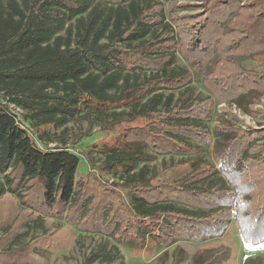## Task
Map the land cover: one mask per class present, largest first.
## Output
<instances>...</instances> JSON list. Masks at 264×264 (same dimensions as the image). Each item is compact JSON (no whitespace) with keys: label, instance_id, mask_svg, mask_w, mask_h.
<instances>
[{"label":"trees","instance_id":"obj_1","mask_svg":"<svg viewBox=\"0 0 264 264\" xmlns=\"http://www.w3.org/2000/svg\"><path fill=\"white\" fill-rule=\"evenodd\" d=\"M257 54H264V0H0V202L34 217L24 232L0 237V264H31L11 258L31 246L30 235L66 226L132 250L203 242L235 222L245 244L263 245L264 129L209 125L218 105L245 111L264 96V73L242 65ZM178 59L186 68H173ZM194 74L206 95L194 96ZM103 116L110 117L103 131H113L104 144L109 160L80 172L66 126L82 119L91 131ZM60 127L61 147L44 148L34 137ZM205 147L214 162L201 159ZM166 155L195 168L170 182L142 166ZM45 217L66 224L47 227ZM222 252L202 264H217ZM96 263L126 264L106 243L84 251L82 264Z\"/></svg>","mask_w":264,"mask_h":264},{"label":"rangeland","instance_id":"obj_2","mask_svg":"<svg viewBox=\"0 0 264 264\" xmlns=\"http://www.w3.org/2000/svg\"><path fill=\"white\" fill-rule=\"evenodd\" d=\"M179 3L191 2L192 0H176ZM242 65L247 69H252L257 72L264 73V54H257L242 59ZM175 69L186 68V64L181 59H178ZM190 69V68H188ZM191 70V69H190ZM139 79H145L150 76V72H138ZM194 81L191 87L194 89V96L206 95L207 92L201 83V77L194 74ZM179 91L176 90L175 99L179 97ZM164 96L171 94V91H164ZM4 97L0 94V102H4ZM12 111L18 116L19 121L29 128V124L24 120L25 112L11 105ZM139 108V107H138ZM118 111H132L131 107L125 109H117ZM102 121L95 123L91 131L87 130L88 122L82 119H75L66 126L64 135L67 141L66 147L78 154L81 158L80 172L87 171L91 167L98 168L106 163L108 154L104 153V144L111 145L112 133L103 131L102 126L110 121L109 116H103ZM226 123L242 128L243 130H262L264 129V96L259 102L251 104L248 110H243L236 104L223 103L218 105L214 119L210 122V127ZM64 127H60L57 131H49V136H45L42 140L34 133V137L39 140L44 148L61 147L62 144L58 141L59 134L62 133ZM53 140V141H51ZM212 149L205 147L200 154L203 161L209 163L214 162L212 157ZM187 157L182 156H156L146 164L149 174L164 176L168 181L182 179L185 175L194 170V166L186 163ZM100 177L109 184L121 183L119 176L113 173H100ZM166 177V178H165ZM162 179V180H163ZM207 185V183L202 184ZM128 201L130 199L128 198ZM182 208L185 206L178 205ZM11 200L0 202V237H3L6 232L9 234H19L24 232L21 230L23 223L32 217L33 213L25 211L21 206ZM47 220L46 226L56 228L54 226H65V221L52 217H45ZM7 224L8 230H4ZM71 228L66 226L60 231L53 232L51 235L42 236L43 231L39 230L35 234L39 237L37 240H31V235L27 238V242H32L31 246L23 251L20 255H13L11 259L16 262H30L31 264H82L83 253L88 255L91 250L99 243H106L109 247L116 245L121 254L124 256L126 264H202L207 257L216 249H222V256L217 264H244L249 258H258L262 260L260 264H264V247L252 246L244 243L240 229L237 223H231L222 236L214 237L203 242H188L181 241L172 245L169 248H161L154 243L148 244L142 249H128L123 245L117 244L112 238L99 233L77 232L73 234L66 229ZM50 235V236H49ZM80 238V239H78ZM76 239L80 243H77ZM3 241V240H2ZM0 241V242H2ZM264 245V244H263ZM4 260L3 258L0 261ZM97 264V263H96Z\"/></svg>","mask_w":264,"mask_h":264},{"label":"snow or ice","instance_id":"obj_3","mask_svg":"<svg viewBox=\"0 0 264 264\" xmlns=\"http://www.w3.org/2000/svg\"><path fill=\"white\" fill-rule=\"evenodd\" d=\"M260 247H264V245H260Z\"/></svg>","mask_w":264,"mask_h":264}]
</instances>
